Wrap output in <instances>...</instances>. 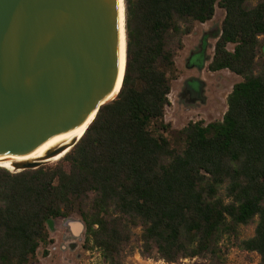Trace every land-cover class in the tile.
Returning a JSON list of instances; mask_svg holds the SVG:
<instances>
[{
  "label": "trees",
  "instance_id": "trees-1",
  "mask_svg": "<svg viewBox=\"0 0 264 264\" xmlns=\"http://www.w3.org/2000/svg\"><path fill=\"white\" fill-rule=\"evenodd\" d=\"M216 7L224 16L206 67L240 80L220 119L174 128L164 117L175 57ZM124 12L116 97L54 165L0 167V264H40L51 224L73 215L98 264H125L133 240L142 257L167 264H226L230 247L264 264V0H124Z\"/></svg>",
  "mask_w": 264,
  "mask_h": 264
},
{
  "label": "water",
  "instance_id": "water-1",
  "mask_svg": "<svg viewBox=\"0 0 264 264\" xmlns=\"http://www.w3.org/2000/svg\"><path fill=\"white\" fill-rule=\"evenodd\" d=\"M119 66V0H0V157L37 153L96 115Z\"/></svg>",
  "mask_w": 264,
  "mask_h": 264
},
{
  "label": "rangeland",
  "instance_id": "rangeland-1",
  "mask_svg": "<svg viewBox=\"0 0 264 264\" xmlns=\"http://www.w3.org/2000/svg\"><path fill=\"white\" fill-rule=\"evenodd\" d=\"M224 11L216 7L211 20L195 23L193 31L183 38L184 47L179 50L175 63L178 77L172 81L169 93L170 104L165 109V120L174 128H180L189 121L203 120L209 122L220 119L227 107V95L240 77L227 69L211 72L207 69L216 40L215 34L221 26ZM202 55L200 59L197 58ZM195 60V61H194ZM199 62L201 65L199 66ZM59 161V160H58ZM58 161L41 165H54ZM66 219L79 221L73 215L65 219H56L51 224L50 236L54 239L47 256L39 250L40 264H98L101 262L97 248H83L84 226L80 230H72ZM139 232L138 229L135 231ZM254 232V224L240 228L241 238L249 237ZM154 261L167 264L161 259L144 258L139 253V242L133 240L126 249L123 261L125 264H136L138 260ZM259 257L254 252H244L237 247H230L226 264H256ZM175 264V263H172ZM176 264H205L200 257L181 259Z\"/></svg>",
  "mask_w": 264,
  "mask_h": 264
},
{
  "label": "bare ground",
  "instance_id": "bare-ground-1",
  "mask_svg": "<svg viewBox=\"0 0 264 264\" xmlns=\"http://www.w3.org/2000/svg\"><path fill=\"white\" fill-rule=\"evenodd\" d=\"M119 7H120V66L117 75L116 82L107 97V100L115 97L119 88L121 86L123 74L125 71V63H126V38H125V29H124V3L123 0H119ZM95 113L91 112L88 114L77 128L70 133L68 136L63 138L62 140L49 145L45 149L31 154L27 156H14V157H0V167L6 168L10 171H17L21 168L23 164L27 163H34V164H45V163H53L63 157L71 148L72 144L76 143L80 137L85 132L88 125L94 118ZM59 148H64L60 152L52 155H47V152L56 150ZM136 264H163L161 262H154V261H144L138 260Z\"/></svg>",
  "mask_w": 264,
  "mask_h": 264
},
{
  "label": "built area",
  "instance_id": "built-area-1",
  "mask_svg": "<svg viewBox=\"0 0 264 264\" xmlns=\"http://www.w3.org/2000/svg\"><path fill=\"white\" fill-rule=\"evenodd\" d=\"M51 249H54V247L53 248H49V250H51Z\"/></svg>",
  "mask_w": 264,
  "mask_h": 264
}]
</instances>
